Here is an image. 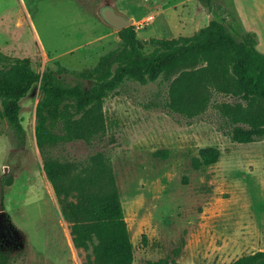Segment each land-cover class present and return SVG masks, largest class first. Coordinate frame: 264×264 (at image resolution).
I'll list each match as a JSON object with an SVG mask.
<instances>
[{
  "label": "rangeland",
  "instance_id": "374dc122",
  "mask_svg": "<svg viewBox=\"0 0 264 264\" xmlns=\"http://www.w3.org/2000/svg\"><path fill=\"white\" fill-rule=\"evenodd\" d=\"M233 2L214 0L210 14L200 0H0V12L19 11V31H12L19 41L16 50L0 53L30 58L40 73L64 67L70 71L65 80L76 84L71 72L94 68L102 55L121 45L119 32L100 13L106 6L133 21L146 53L154 49L151 40L192 36L209 25L211 16L231 22L238 33L258 28L264 48V11H257L255 0H244L243 24ZM10 34L3 31V45ZM169 84L163 76L148 84L126 82L104 103L106 136L93 144L75 141L57 155L87 168L97 153L109 154L136 264L160 259L231 264L264 250V140L234 142L213 107L191 119L168 111ZM40 95L36 85L22 101L23 148L0 123V248L16 256L14 264H31L30 254L43 258V264H68L49 243L52 223L57 221L63 240L70 224L55 211L58 199L36 143ZM205 148L219 149L220 160L195 169L192 161ZM74 260L85 264L86 253L75 250Z\"/></svg>",
  "mask_w": 264,
  "mask_h": 264
},
{
  "label": "trees",
  "instance_id": "16d2710c",
  "mask_svg": "<svg viewBox=\"0 0 264 264\" xmlns=\"http://www.w3.org/2000/svg\"><path fill=\"white\" fill-rule=\"evenodd\" d=\"M200 2L213 12L214 0ZM119 36L121 45L102 55L94 68L71 72L76 84L65 80L70 71L64 67L40 73L30 58L0 53V123L8 125L12 142L23 148L22 101L40 85L37 147L74 245L86 253L85 264H136L134 245L109 154L97 153L85 168L58 156L57 150L75 141L102 140L108 131L104 103L126 82L148 84L163 76L170 82L164 104L168 111L191 119L213 107L234 142L264 140V53L257 49L256 32L238 33L231 22L214 19L192 36L151 40L154 49L149 53L136 26L119 31ZM216 96L230 100L220 102ZM220 155L217 148L202 149L193 167L214 165ZM16 259L0 248V264H14ZM149 264L178 262L160 259ZM231 264H264V250Z\"/></svg>",
  "mask_w": 264,
  "mask_h": 264
},
{
  "label": "crops",
  "instance_id": "0c3cea01",
  "mask_svg": "<svg viewBox=\"0 0 264 264\" xmlns=\"http://www.w3.org/2000/svg\"><path fill=\"white\" fill-rule=\"evenodd\" d=\"M261 1L263 4L261 3ZM233 3L240 16L241 21L243 22V24H245L246 23L245 21L247 19V13H248L247 2H244V0H234ZM254 4L256 6L257 11H259V13L262 14L264 11V0H255ZM18 12L19 11L17 10L16 13L15 12L11 13V11H9V8H5L2 12H0V37L2 36L3 31H6V32L11 31V34H10L11 38L7 39L4 45L2 44L3 42L0 41V52L12 53L14 52V50H16V45L19 43V41H18V38H15V39L13 38L15 36V35L13 36L14 34L13 32L14 30L19 31L18 26H17V23L19 21ZM10 13H11V18L5 20V17L7 16V14H10ZM253 32H256L259 36V44L257 46V49L260 52L264 53V48L262 45V35L259 29L254 28ZM57 205L58 206H54L55 211L58 210V213L59 215L62 216L64 222L68 223L63 216L59 203ZM51 226L54 228V230L52 232L51 231L49 232L50 233L49 243L53 242V247H54L53 250L56 253L57 257H59L61 260L67 261L68 264H77V262L74 260V253H75V250L77 251V248L75 247L74 242H73V238L71 235V229L67 228L68 237L63 240L62 236H59L60 229H58L57 221H56V224L52 223ZM30 255H31V264H34L35 262H38L40 264L44 263L43 258H39L38 256L34 257L33 254H30ZM43 256L46 257L45 255Z\"/></svg>",
  "mask_w": 264,
  "mask_h": 264
},
{
  "label": "water",
  "instance_id": "95a60500",
  "mask_svg": "<svg viewBox=\"0 0 264 264\" xmlns=\"http://www.w3.org/2000/svg\"><path fill=\"white\" fill-rule=\"evenodd\" d=\"M107 23L113 26L118 32L133 25V21L119 14L113 7L106 6L100 11ZM213 21V16H211Z\"/></svg>",
  "mask_w": 264,
  "mask_h": 264
}]
</instances>
